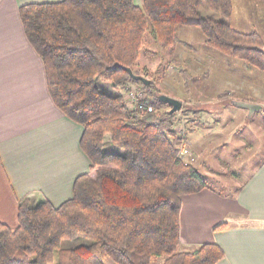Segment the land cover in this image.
Listing matches in <instances>:
<instances>
[{"label":"trees","instance_id":"obj_1","mask_svg":"<svg viewBox=\"0 0 264 264\" xmlns=\"http://www.w3.org/2000/svg\"><path fill=\"white\" fill-rule=\"evenodd\" d=\"M233 10V0H144L143 6L60 0L20 7L51 98L83 126L80 144L90 169L60 205L25 197L18 226L0 222V264H152L158 258L163 264H217L225 257L217 243L180 251L182 197L214 190L213 182L181 156L183 138L174 130L179 111L171 113L160 99L158 79L144 84L130 70L143 76L135 71L138 61L158 55L148 48L149 31L173 50L180 28L197 27L208 46L264 71L263 36L233 27ZM99 79L125 91L139 83L147 98L131 107L123 93L103 92ZM80 237L89 242L63 247L64 240Z\"/></svg>","mask_w":264,"mask_h":264},{"label":"crops","instance_id":"obj_2","mask_svg":"<svg viewBox=\"0 0 264 264\" xmlns=\"http://www.w3.org/2000/svg\"><path fill=\"white\" fill-rule=\"evenodd\" d=\"M55 1L0 0V222L13 228L22 199L58 206L90 169L80 144L83 126L55 105L45 65L20 17L24 4ZM134 2L143 6L144 0ZM193 31L180 28L179 45L205 55L210 50ZM181 235L184 251L219 244L225 257L217 264H264V161L234 196L209 189L183 196Z\"/></svg>","mask_w":264,"mask_h":264},{"label":"rangeland","instance_id":"obj_3","mask_svg":"<svg viewBox=\"0 0 264 264\" xmlns=\"http://www.w3.org/2000/svg\"><path fill=\"white\" fill-rule=\"evenodd\" d=\"M233 4L232 26L243 32L257 31L264 38V1L233 0ZM203 13L221 19L207 9ZM185 28L195 30L200 43L205 41L201 29ZM148 39V48L158 55L142 56L135 71L147 79H158L156 86L163 95L183 103L174 130L188 146L190 154L185 160L213 182V191L234 196L264 161V71L205 42L210 51L204 55L179 44L173 50L165 49L150 31ZM97 84L103 92L123 93L126 99L131 91H144L139 83L128 84L127 91L100 79ZM233 99L261 104L263 110L250 115L245 108L234 106ZM182 241L181 235L180 251L187 248ZM84 242L89 240L80 237L64 240L62 245L74 247ZM163 260L158 258L152 264H163ZM107 263L114 264L111 259Z\"/></svg>","mask_w":264,"mask_h":264},{"label":"water","instance_id":"obj_4","mask_svg":"<svg viewBox=\"0 0 264 264\" xmlns=\"http://www.w3.org/2000/svg\"><path fill=\"white\" fill-rule=\"evenodd\" d=\"M130 74H131V76H132V78L134 80L140 81V82H142L144 84H149L150 83L149 79H147V78H145L144 76H141V75H135L131 70H130ZM160 99L163 102H165V103H167V104H169L171 106V110H170L171 113L178 112L183 107V103L180 100L172 98V97H169L167 95H163L162 94L160 96ZM232 103L234 105H236V106H239V107L247 109L249 111L250 115L254 114L257 111H262L263 110V106L261 104H258V103L238 101V100H233Z\"/></svg>","mask_w":264,"mask_h":264},{"label":"built area","instance_id":"obj_5","mask_svg":"<svg viewBox=\"0 0 264 264\" xmlns=\"http://www.w3.org/2000/svg\"><path fill=\"white\" fill-rule=\"evenodd\" d=\"M146 97H147L146 93L140 88L131 91L127 99L131 107L134 106L136 107L140 102L144 101ZM141 107H143V105H141ZM147 108L149 112L153 110L152 106H148ZM180 154L183 158H186V156L190 154L188 146L186 144H182V147L180 148Z\"/></svg>","mask_w":264,"mask_h":264}]
</instances>
